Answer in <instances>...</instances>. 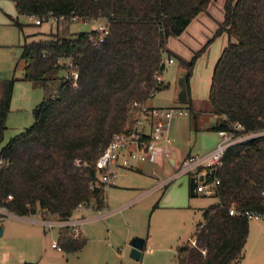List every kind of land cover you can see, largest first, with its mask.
Segmentation results:
<instances>
[{"label":"trees","instance_id":"obj_1","mask_svg":"<svg viewBox=\"0 0 264 264\" xmlns=\"http://www.w3.org/2000/svg\"><path fill=\"white\" fill-rule=\"evenodd\" d=\"M12 1L27 15L102 18L109 31L100 42L94 29L71 36L40 33L29 41L24 35L22 79L46 84L61 66L67 74L57 93L33 108L34 122L0 147V206L20 216L40 210L63 218L79 203L101 209L105 188L94 187L98 155L113 132L131 127L130 103L147 99L152 88L166 87L154 74L164 67L160 60L168 38L179 36L212 0ZM223 9L213 36L182 61L187 85L196 59L226 32L208 88L216 117L212 129L239 122L244 132H255L264 129V0H224ZM61 58L72 64L76 77ZM13 82V77L0 81V141ZM216 176L217 201L203 208L193 240L178 246L177 264H239L249 219L228 209L264 212V134L230 146ZM57 243L63 251H77L85 239L72 238L63 227Z\"/></svg>","mask_w":264,"mask_h":264},{"label":"rangeland","instance_id":"obj_2","mask_svg":"<svg viewBox=\"0 0 264 264\" xmlns=\"http://www.w3.org/2000/svg\"><path fill=\"white\" fill-rule=\"evenodd\" d=\"M223 3L224 0H212L207 11L194 17L180 36L168 38L162 59L166 60L170 55L173 62L165 63L161 70L162 80L167 85L145 100L153 106L185 108L186 113L174 115L169 126L172 144L178 148L181 159L210 150L207 147L215 138L212 127L216 117L211 112L207 90L213 65L227 43L226 33L217 35L196 59L188 77L190 100L180 103L175 101V95L182 61L190 59L193 52L213 36L223 19ZM36 18L41 22L36 24ZM103 23L102 18L83 20L27 15L20 13L12 0H0V81L14 78L0 147L34 122L33 108L43 98L55 95L61 77L67 74V69L61 66L46 84L33 85L22 79L20 53L24 35L28 41L43 36L40 33L71 36ZM18 24L22 25V29ZM66 62V59H60L61 65ZM163 157L156 158L152 163L140 161L143 163L141 170L134 165L126 171H118L113 184L105 187L106 205L101 209L92 206L82 209L88 221L79 226L87 239L81 252H63L51 247L57 238V226L49 228L31 224L27 228L34 237L28 241L9 231L0 236V247L8 244L11 251H15L9 262L23 255L27 245L30 247L36 243L37 250L26 249L32 254L35 264H177L176 248L182 242L180 239L194 233L203 220V208L215 202L216 197L199 193L190 196L187 176L172 177L181 159L174 167ZM10 219L5 217V221ZM133 234L144 237L146 241L138 259L129 256V239ZM1 255L2 251L0 264ZM246 262L264 264L263 219H249L243 263Z\"/></svg>","mask_w":264,"mask_h":264},{"label":"built area","instance_id":"obj_3","mask_svg":"<svg viewBox=\"0 0 264 264\" xmlns=\"http://www.w3.org/2000/svg\"><path fill=\"white\" fill-rule=\"evenodd\" d=\"M59 17L64 18L63 16ZM71 19H76V17L72 16ZM40 22L41 20L39 18L35 19L36 24ZM94 30L98 33L97 37H94L98 42L102 41L103 37L109 31L105 20L102 25L97 26ZM90 38L93 37L91 36ZM171 62H173L171 56H168L166 60H160V64L163 66L165 63ZM66 63L71 68L70 73L76 77L77 73L72 69V64L69 61ZM154 79L156 82L163 81L161 72H156ZM155 92L156 89L152 88L149 96H153ZM145 100H134L130 103L128 115L133 119L131 127L126 131L113 132L108 143L98 155L95 161L98 180L94 184V187L103 186L105 188L112 185L117 175L116 168L118 166H131L137 160L148 159L155 161L159 156L158 152L165 151L160 143L170 144L172 142V138L168 133L169 121L174 115L185 114V108L180 106H153L147 104ZM217 134L219 139L213 148L202 154L185 156L172 175L173 178L182 174L194 176L196 179L195 191L202 196H215L219 183L216 171L222 164V157L225 151L236 143L263 135L264 129L255 132H244L241 123L231 122L229 128L218 129ZM8 198H11V195H8ZM84 206L85 204L79 203L74 211ZM5 209V207L0 206V213L13 214L8 213L7 209ZM228 213L240 214L247 219L264 220V212L248 208L238 210L230 207ZM28 216L32 221H37L49 228L54 226H57L58 229L66 227L69 229V235L72 238H78L80 236L79 226L88 220L85 216H77L73 215V213L63 218L57 215L47 214L40 210ZM51 245L61 250L57 240L53 241Z\"/></svg>","mask_w":264,"mask_h":264},{"label":"crops","instance_id":"obj_4","mask_svg":"<svg viewBox=\"0 0 264 264\" xmlns=\"http://www.w3.org/2000/svg\"><path fill=\"white\" fill-rule=\"evenodd\" d=\"M104 21V20H103ZM191 25V22L189 23V25L187 26V27H189ZM187 27H186V29H187ZM185 29V30H186ZM223 33H226V32H222L221 34H223ZM182 34V33H181ZM180 34V35H181ZM179 35V36H180ZM227 40H228V36H227ZM29 81V80H28ZM33 85H34V83L32 82V81H30ZM209 88V87H208ZM12 89H13V87H12ZM12 95V94H11ZM207 95H208V90H207ZM10 100H11V98H10ZM9 105H10V103H9ZM172 119V118H171ZM171 119H170V121H169V124H168V133H169V135H170V128H169V126H170V122H171ZM214 126V125H213ZM215 131V138H214V140L210 143V145L207 147V148H213V145L217 142V140L219 139V136H218V134H217V131L216 130H214ZM202 133H204V132H202ZM203 135V134H202ZM160 145L161 146H163L164 147V152H158V154H159V156H161V157H165L166 158V160H168L169 161V164L170 165H173L174 167L177 165V160H180L181 159V157H178V154H180V152L178 151V148H176L173 144H172V142L170 143V144H165V143H160ZM209 150V149H208ZM166 154H167V156H166ZM158 156V157H159ZM161 157L160 158H158V159H161ZM163 157V158H164ZM184 157H182V159H183ZM181 159V160H182ZM140 161H144V160H137V161H135L134 163H133V165H131V166H118L116 169H117V172L118 171H121V170H123V171H126L127 169H131L134 165H136V168L137 169H139V170H141L142 168H141V166L143 165V163L142 162H140ZM145 161H147V162H149V163H152V161H150V160H148V159H145ZM136 163V164H135ZM175 172V171H174ZM173 172V173H174ZM173 173H172V175H173ZM124 175H125V172H124ZM182 175H185V174H182ZM180 176V175H179ZM187 176V184H188V190H189V179H190V177L191 176H189V175H186ZM169 192V189L167 190V192L166 193H168ZM197 193H195L194 195H196ZM189 195L190 196H194V195H191L190 194V191H189ZM216 201H217V198H216ZM215 201V202H216ZM212 203H214V202H212ZM211 204V203H210ZM89 206H92V205H86L85 207H82V208H80V209H78V210H76V211H73V215H77V216H84L83 214H82V209H84V208H86V207H89ZM180 206H184V205H180ZM208 206V205H207ZM92 207H94V206H92ZM156 207V206H155ZM95 208V207H94ZM5 217H11V219L10 220H8V221H5ZM86 221H88V220H86ZM85 221V222H86ZM84 222V223H85ZM0 224L3 226V231H2V234H3V232H6V231H9V232H12V233H15L16 235V237H19V238H24V240H27L28 241V239H33V233L32 232H29V230H28V226L29 225H31V224H37V225H42V224H40L39 222H37V221H32L30 218H29V216L28 215H23V216H20V215H15V214H1L0 213ZM83 224V223H82ZM58 232H59V230H58ZM58 232H57V238H56V240L58 239ZM134 232H136V233H138L139 235H143V234H141V232H139V231H134ZM80 235L85 239V243H84V245H83V247L85 246V244H86V242H87V239L83 236V233H82V231H81V229H80ZM32 234V235H31ZM192 234L193 233H191V234H188V235H186L185 237H183V238H181L180 240L182 241L178 246H180L182 243H184L185 241H187V240H193V237H192ZM146 242V241H145ZM30 244V243H29ZM28 246V245H27ZM26 246V248H25V252H24V254L23 255H20V256H16L17 257V260H14V261H10L9 262V260H10V258L11 257H14L15 255H14V250L13 251H11V247L7 244V245H4V246H2V247H0V251H2V255H1V261H2V264H20V263H22V262H31V263H33V264H35L34 262H33V260H35V259H33V257H31V255L29 254V253H27V251H26V249H30V250H37L38 249V246L36 245V243L34 244V243H32L31 244V246L29 247H27ZM178 246H177V248H178ZM51 247H53L52 245H51ZM83 247L81 248V249H79V250H77V251H63V250H61V251H63V252H81V250L83 249ZM53 248H55V247H53ZM177 248H176V255H177ZM12 249H13V247H12ZM141 255V254H140ZM245 260V246H244V256H243V258L241 259V261L239 262V264H244L243 263V261ZM247 261V260H246ZM248 261H250V262H252V260H248ZM255 262V261H254ZM246 264H247V262H246ZM249 264V263H248Z\"/></svg>","mask_w":264,"mask_h":264},{"label":"water","instance_id":"obj_5","mask_svg":"<svg viewBox=\"0 0 264 264\" xmlns=\"http://www.w3.org/2000/svg\"><path fill=\"white\" fill-rule=\"evenodd\" d=\"M187 67L182 64L180 72L177 77V91L175 95V101L180 103H187L189 100V91L187 85ZM196 179L194 176H191L189 179V191L191 195L196 193L195 191ZM3 226L0 224V236L2 235ZM145 239L142 236L133 234L129 239L130 251L129 256L138 259L141 254V250L144 247Z\"/></svg>","mask_w":264,"mask_h":264}]
</instances>
